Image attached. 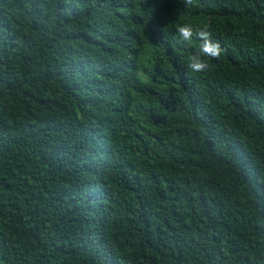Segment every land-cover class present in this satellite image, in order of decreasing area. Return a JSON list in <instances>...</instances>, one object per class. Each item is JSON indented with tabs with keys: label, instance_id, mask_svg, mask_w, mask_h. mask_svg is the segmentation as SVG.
Returning a JSON list of instances; mask_svg holds the SVG:
<instances>
[{
	"label": "trees",
	"instance_id": "1",
	"mask_svg": "<svg viewBox=\"0 0 264 264\" xmlns=\"http://www.w3.org/2000/svg\"><path fill=\"white\" fill-rule=\"evenodd\" d=\"M0 264H264V0H0Z\"/></svg>",
	"mask_w": 264,
	"mask_h": 264
},
{
	"label": "clouds",
	"instance_id": "2",
	"mask_svg": "<svg viewBox=\"0 0 264 264\" xmlns=\"http://www.w3.org/2000/svg\"><path fill=\"white\" fill-rule=\"evenodd\" d=\"M185 6L193 4V0H182ZM180 45H191L193 39L199 40V52L189 57L188 69L193 73H205L209 69V64L204 57L209 59H219L222 53L221 45L218 41H213L211 33L207 28L194 30L191 25H183L177 28Z\"/></svg>",
	"mask_w": 264,
	"mask_h": 264
}]
</instances>
